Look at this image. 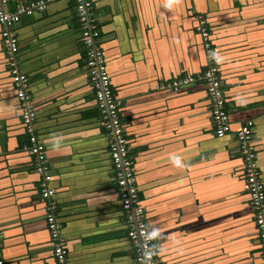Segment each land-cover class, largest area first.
I'll return each mask as SVG.
<instances>
[{
	"label": "crops",
	"instance_id": "0c3cea01",
	"mask_svg": "<svg viewBox=\"0 0 264 264\" xmlns=\"http://www.w3.org/2000/svg\"><path fill=\"white\" fill-rule=\"evenodd\" d=\"M35 0H5L13 11ZM73 0H53L9 27L28 76L35 130L67 264H135L80 43ZM111 87L134 162L157 264H264L235 131L253 121L264 183V0H94ZM206 21L231 133L214 134L202 81L174 90L208 57ZM0 23V257L4 264H58L45 201L19 116Z\"/></svg>",
	"mask_w": 264,
	"mask_h": 264
},
{
	"label": "built area",
	"instance_id": "2783aa9c",
	"mask_svg": "<svg viewBox=\"0 0 264 264\" xmlns=\"http://www.w3.org/2000/svg\"><path fill=\"white\" fill-rule=\"evenodd\" d=\"M53 0H35L26 6L18 5L13 11L0 8V23L3 48L7 55L12 86L18 101L19 116L27 141L23 150L32 157L33 170L39 175V194L45 201L44 219L52 246V254L58 264H67V247L61 235V223L54 199L55 190L50 186L51 166L47 161L45 145L39 140L35 130L36 107L29 92L28 76L19 70L16 53L19 50L17 36L9 27L19 21L22 14L43 11ZM74 13L79 28V39L84 50V59L90 86L93 90L96 107L99 112V124L108 136L107 151L115 186L123 211V223L134 251L135 264H157L154 257L152 234L148 228L144 207L139 204V193L135 179L134 162L128 154L125 126L119 114L118 102L111 87L106 58L99 45L101 33L98 19L94 13V0H73ZM5 0H0V6ZM197 29L203 48L208 57L204 70L195 75H184L175 79L171 85L174 90L202 81L208 98L210 120L217 137L231 133V121L225 106V95L218 64L211 59L212 42L210 31L204 19H200ZM238 151L243 163V176L249 204L253 209L254 225L261 254L264 260V183L257 163V147L253 133V121L247 119L240 123L235 131ZM0 264L4 260L0 257Z\"/></svg>",
	"mask_w": 264,
	"mask_h": 264
},
{
	"label": "rangeland",
	"instance_id": "374dc122",
	"mask_svg": "<svg viewBox=\"0 0 264 264\" xmlns=\"http://www.w3.org/2000/svg\"><path fill=\"white\" fill-rule=\"evenodd\" d=\"M12 81V80H11Z\"/></svg>",
	"mask_w": 264,
	"mask_h": 264
}]
</instances>
